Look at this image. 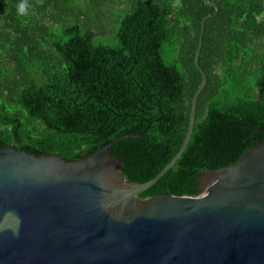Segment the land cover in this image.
<instances>
[{"label":"trees","instance_id":"trees-1","mask_svg":"<svg viewBox=\"0 0 264 264\" xmlns=\"http://www.w3.org/2000/svg\"><path fill=\"white\" fill-rule=\"evenodd\" d=\"M209 2L0 0V150L78 161L147 131L114 155L132 184L155 180L186 142L213 17L193 139L142 195L198 197L264 141V0Z\"/></svg>","mask_w":264,"mask_h":264},{"label":"water","instance_id":"water-1","mask_svg":"<svg viewBox=\"0 0 264 264\" xmlns=\"http://www.w3.org/2000/svg\"><path fill=\"white\" fill-rule=\"evenodd\" d=\"M209 19L196 57L204 83L186 142L155 180L132 184L126 162L114 155L116 145L147 131L78 161L36 157L17 146L0 150V264H264V141L200 177L198 197L142 199L193 139L209 83L200 65Z\"/></svg>","mask_w":264,"mask_h":264},{"label":"clouds","instance_id":"clouds-1","mask_svg":"<svg viewBox=\"0 0 264 264\" xmlns=\"http://www.w3.org/2000/svg\"><path fill=\"white\" fill-rule=\"evenodd\" d=\"M19 12L21 13L25 12V5L23 3L19 6Z\"/></svg>","mask_w":264,"mask_h":264}]
</instances>
